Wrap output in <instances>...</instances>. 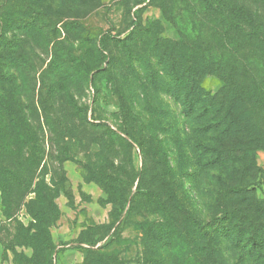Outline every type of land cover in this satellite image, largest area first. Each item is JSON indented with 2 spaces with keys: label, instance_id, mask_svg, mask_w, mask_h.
<instances>
[{
  "label": "rangeland",
  "instance_id": "rangeland-1",
  "mask_svg": "<svg viewBox=\"0 0 264 264\" xmlns=\"http://www.w3.org/2000/svg\"><path fill=\"white\" fill-rule=\"evenodd\" d=\"M187 1L0 0V264H264L205 223L192 237L191 215L220 212L221 179L239 181L205 163L209 117L177 96L169 40L211 33ZM208 1L264 24V0ZM252 121L264 133V112ZM255 161L264 199V149Z\"/></svg>",
  "mask_w": 264,
  "mask_h": 264
},
{
  "label": "trees",
  "instance_id": "trees-1",
  "mask_svg": "<svg viewBox=\"0 0 264 264\" xmlns=\"http://www.w3.org/2000/svg\"><path fill=\"white\" fill-rule=\"evenodd\" d=\"M199 1L207 6L209 38L168 43L175 81L178 88L185 90L183 96L177 91V96L183 112L193 120L209 117V122L195 128L196 134H206V140L214 143L196 144L201 155L215 154L205 163L225 166L231 176L237 174L239 183L233 185L221 179L220 212L208 221L191 215L192 237L196 240L198 226L205 223L211 227L206 235L209 242L213 243L218 236L231 238L240 245L248 242L251 256L264 260V199L257 196L259 183L254 180L259 171L255 158L257 151L264 149V133H258L252 121L256 112H264V24L246 21L248 14L243 7L225 1L218 9L208 0ZM186 6L194 15L195 8L189 0ZM194 28L196 31L199 27ZM204 75L214 78L215 91L203 89ZM260 174L264 172L260 170ZM248 175L251 180L245 184Z\"/></svg>",
  "mask_w": 264,
  "mask_h": 264
}]
</instances>
